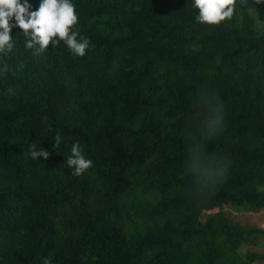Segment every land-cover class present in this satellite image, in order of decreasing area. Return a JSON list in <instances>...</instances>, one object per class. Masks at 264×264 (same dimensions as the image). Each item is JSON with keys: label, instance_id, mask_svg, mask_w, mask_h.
<instances>
[{"label": "trees", "instance_id": "16d2710c", "mask_svg": "<svg viewBox=\"0 0 264 264\" xmlns=\"http://www.w3.org/2000/svg\"><path fill=\"white\" fill-rule=\"evenodd\" d=\"M70 2L95 45L83 58L63 41L33 55L19 28L0 56V264H262L240 250L264 229L222 208L264 210V0L219 25L197 23L192 0ZM202 89L226 113L206 154L228 169L197 196L184 164ZM77 141L94 165L78 177ZM32 142L48 160L25 155Z\"/></svg>", "mask_w": 264, "mask_h": 264}, {"label": "clouds", "instance_id": "9594fccd", "mask_svg": "<svg viewBox=\"0 0 264 264\" xmlns=\"http://www.w3.org/2000/svg\"><path fill=\"white\" fill-rule=\"evenodd\" d=\"M247 0H192V7L198 9L197 23L219 25L233 17L234 6H243ZM29 0H0V56H8L15 48V38L10 33L13 28L22 30L25 48L33 50V55L43 54L49 45L55 49L63 41L73 57L83 58L86 49L95 47L91 40L82 36L78 27V15L75 5L70 0H41L40 7L31 11ZM14 18V22L10 24ZM58 37V39H55ZM9 66L5 62L0 72L7 73ZM11 91V90H9ZM202 109L199 122L200 138L193 141L188 148V156L184 167L186 174L193 178L195 195H203L214 187L227 172L228 158L215 154H206V141L223 131L226 119L224 107L219 96L208 89L199 94ZM51 130V129H49ZM53 148H58L63 137H54ZM32 160L43 157L48 160L47 149L37 150L36 143L29 144L25 153ZM67 166L72 169L73 176H81L93 167V161L83 155L81 144L77 141L71 146V155L66 159ZM43 264H51V258L45 257Z\"/></svg>", "mask_w": 264, "mask_h": 264}, {"label": "rangeland", "instance_id": "374dc122", "mask_svg": "<svg viewBox=\"0 0 264 264\" xmlns=\"http://www.w3.org/2000/svg\"><path fill=\"white\" fill-rule=\"evenodd\" d=\"M261 190H264V187H262ZM222 210L230 218L240 217L243 221L248 222L249 224L255 227L264 229V210L257 212V211H253L248 206L239 207L233 205L224 206ZM213 212L203 211L202 214L200 215L201 220L202 221L208 220L210 216L213 214ZM248 250H252L254 252L264 254V239L258 242V244L256 245H244L240 251L242 253H245ZM260 263L264 264V261Z\"/></svg>", "mask_w": 264, "mask_h": 264}]
</instances>
